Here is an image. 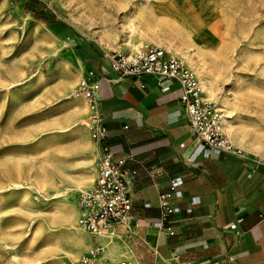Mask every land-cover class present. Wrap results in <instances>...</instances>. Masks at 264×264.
<instances>
[{
    "label": "rangeland",
    "instance_id": "1",
    "mask_svg": "<svg viewBox=\"0 0 264 264\" xmlns=\"http://www.w3.org/2000/svg\"><path fill=\"white\" fill-rule=\"evenodd\" d=\"M154 9L196 21L203 47ZM133 41L185 51L209 81L206 102L262 156L264 0H0V264H80L100 242L58 221L84 209L80 187H92L99 157L75 88L92 55L124 54ZM102 246L93 264L124 260Z\"/></svg>",
    "mask_w": 264,
    "mask_h": 264
},
{
    "label": "crops",
    "instance_id": "2",
    "mask_svg": "<svg viewBox=\"0 0 264 264\" xmlns=\"http://www.w3.org/2000/svg\"><path fill=\"white\" fill-rule=\"evenodd\" d=\"M90 59L97 74L115 76L107 54ZM181 92L176 80L155 75L100 80L106 143L136 173L128 185L129 217L111 237L96 241L113 243L117 258L130 264H264V169L252 171L245 157L257 155L243 150L197 148ZM95 151L100 153L97 142ZM173 176L182 178L183 194L171 222L175 233L167 235L158 225V196Z\"/></svg>",
    "mask_w": 264,
    "mask_h": 264
},
{
    "label": "built area",
    "instance_id": "3",
    "mask_svg": "<svg viewBox=\"0 0 264 264\" xmlns=\"http://www.w3.org/2000/svg\"><path fill=\"white\" fill-rule=\"evenodd\" d=\"M109 67L115 75H99L88 69L79 78L75 91L87 102L91 113L88 120L90 137L99 143L100 153L97 160L96 177L92 187L84 196L86 212L78 219V224L93 237L105 234L111 237L115 225L129 217L133 203L128 185L136 171L124 168L127 159L117 158L114 151L106 143V127L104 115L100 110V80L115 82L125 77L139 79L145 75L176 80L182 88L179 103L187 117V124L197 148H209L220 152L243 155L241 148L233 143L223 132L219 117L213 106L203 99L201 87L194 72L181 60L162 47L147 46L133 55L121 52L107 54ZM252 162V171L263 168L264 157H245ZM131 159V158H130ZM151 176H154L151 173ZM264 180V172L261 174ZM180 176H173L168 181L167 190L160 192L159 227L167 234L175 233L172 227L173 217L181 211L177 200L182 197ZM231 228L236 234L235 225ZM103 250L101 243L91 246L79 258L80 264H93L98 253ZM115 264H130L128 260H118Z\"/></svg>",
    "mask_w": 264,
    "mask_h": 264
},
{
    "label": "bare ground",
    "instance_id": "4",
    "mask_svg": "<svg viewBox=\"0 0 264 264\" xmlns=\"http://www.w3.org/2000/svg\"><path fill=\"white\" fill-rule=\"evenodd\" d=\"M152 14H154V16H159L158 17L159 20H160V16H161V18H163V19H168L172 23H174L176 25H179V26H181L183 28L188 29L187 30V32H188L187 34H188V37L190 38V40L193 41L194 43H196L197 46H199L200 48L203 47L202 44L199 43L200 42L199 41V36L201 34V31H202V26L199 25L196 21H193V20H186L185 21V20H183V18H182L183 17L182 16L183 14L182 13H181V15H176V14H173L172 15L171 14L169 16H167V15H160V14L157 15L156 12H155V9H154V10H152ZM157 45L163 47V49H165L166 52H168V53H170L172 55L178 56V58L181 60V62L185 66H187L188 68H190L194 72L195 76L197 77V79L199 81V84H200V87H201V91H202L203 99L205 101L210 102L212 98H211V93H210L209 81H208L207 77L203 73H201V71H200L199 67L197 66V64L195 62H193V60L185 53V51H183V50H181L179 48L173 47L170 44L158 43ZM142 47H143L142 42L140 43L139 41H133L127 47L123 48V52H124L125 55H130L131 56V55H133L136 52L142 51ZM79 71L80 70H76L75 72H71L72 73V76H73V79H74L75 76H77V74H79ZM71 73H70V75H71ZM73 79H71V80H73ZM73 82H75V81H73ZM85 101L86 100L80 94H75V98H74V102H75L74 105L75 106H78L77 103H80L82 105V107L84 108L85 107L84 106L85 105ZM213 108L215 109V111L218 110V107H217L216 104L214 105ZM217 115L219 117V121L221 123L222 130L226 133V135L230 138V140H232L233 143L235 142L236 144L241 145L242 148L246 152H248L247 146L241 141V138L236 134V132L234 130H232L231 126L226 122V120L223 118V116L222 115L219 116V114H217ZM80 121L82 123L83 122L86 123V115L82 116V118H80ZM84 123H83V128H87V126ZM87 140H88L87 143H90L89 142V138H87ZM91 146L93 148L92 157L94 159L96 157V155H97L96 154V151H95V145L94 144H91ZM260 155L264 156V151L261 152ZM85 179H87V178L85 177ZM44 180H45V177L40 178V179H37V182H39V183L42 184V183H44ZM90 184H86V185H83V186L81 185L80 190L83 193L86 194L87 193V188L90 187ZM65 206H64V208H66ZM84 210H85V212L87 211L86 210V207H84V209L81 208L80 210L79 209H76L75 210L72 207L71 208H68V210H66L65 213L63 211H61L64 214L59 218L58 221H59V223L61 225L69 226V227L71 226L72 229L75 230V231L80 230L81 227L78 224V219L79 218L76 220V216H77V214L79 212H80V214L83 215L85 213ZM105 236H106L105 234H99L96 238L103 239ZM96 259L98 260L99 259V256Z\"/></svg>",
    "mask_w": 264,
    "mask_h": 264
}]
</instances>
